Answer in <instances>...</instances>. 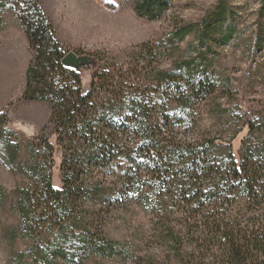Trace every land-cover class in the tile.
<instances>
[{
	"label": "trees",
	"instance_id": "trees-1",
	"mask_svg": "<svg viewBox=\"0 0 264 264\" xmlns=\"http://www.w3.org/2000/svg\"><path fill=\"white\" fill-rule=\"evenodd\" d=\"M132 2L134 14L149 21L163 18L174 4ZM7 7L20 20L31 55L19 99L50 104L48 122L63 152L59 189L51 182L52 144L30 141L22 167L20 144L5 126L6 112H0V159L34 183L14 191L21 223L12 239L34 242L20 261L25 255L34 264L77 261L85 253L112 256L116 242L100 228L92 232L91 218L100 213L85 205L129 202L147 213L151 237L173 264H264V145L243 142L236 160L229 142L200 133L197 103L216 85L202 61L182 59L172 70L152 61L109 63L82 91L78 71L61 62L69 51L39 1L0 0V12ZM223 11L219 5L199 24L176 23L168 43L188 35L203 43L220 30ZM2 24L0 17V30ZM255 29L254 42L264 48L261 24ZM233 32L227 25L216 40L228 42ZM96 175L90 186L88 179ZM110 178L114 183L107 187ZM143 264H155V258Z\"/></svg>",
	"mask_w": 264,
	"mask_h": 264
},
{
	"label": "rangeland",
	"instance_id": "rangeland-1",
	"mask_svg": "<svg viewBox=\"0 0 264 264\" xmlns=\"http://www.w3.org/2000/svg\"><path fill=\"white\" fill-rule=\"evenodd\" d=\"M38 1L63 48L88 57L85 65L77 67L82 91L89 88L92 74L109 63L133 66L152 61V66L158 69L172 70L182 59L201 60L204 74L212 76L216 85L208 98L197 103L200 133L215 136L220 144L229 142L236 160L243 142L264 145V48L254 42L257 25L261 24L264 30V9L259 11L262 0H174L163 18L150 21L134 14L132 0H86L94 11L88 25L84 22L86 17L79 18L71 11L69 0ZM219 5L224 6L220 30L224 32L227 25L234 29L228 42L216 40L220 32L216 27L214 36L203 43H199L194 35L168 43L176 23L199 24L203 18L214 15ZM100 14H108L114 20L132 19L137 24L125 29L121 23L102 21ZM0 17L3 21L0 30V112H6L5 126L20 144L18 160L22 167L29 160L30 141L37 144L47 139L52 144L51 182L60 189L63 184L59 166L63 152L53 126L48 122L50 104L19 99L31 56L26 35L12 9L1 10ZM96 179L97 175L89 178V185L92 186ZM105 181L107 187L114 183L112 178ZM33 184L25 173L11 170L0 159V264H34L28 255L21 261L19 257L33 245V240L20 236L12 239L14 230L21 223L14 191L31 188ZM85 208L100 213L91 218L94 225L91 230L96 232L100 228L107 240L116 242L117 252L109 257L85 253L77 261L57 260L58 264H143L148 257H154L155 264H173L151 237L149 217L143 209L129 202L105 207L100 202L87 203ZM81 230L77 227L75 232L79 234ZM52 237L44 235L42 239L51 240Z\"/></svg>",
	"mask_w": 264,
	"mask_h": 264
},
{
	"label": "bare ground",
	"instance_id": "bare-ground-1",
	"mask_svg": "<svg viewBox=\"0 0 264 264\" xmlns=\"http://www.w3.org/2000/svg\"><path fill=\"white\" fill-rule=\"evenodd\" d=\"M68 6L71 8L72 7V12H75V15L79 16V18L86 17L85 23L86 25L89 24V21L92 19V14L94 13L93 8L87 4L86 0H69ZM98 12V11H96ZM96 14V13H95ZM100 18H102V21L105 20H110L111 22L115 21L118 22L119 24L121 23V27L125 29L129 28H134L136 26V21H133L132 19H124V18H114L112 19L111 16H108V14H100Z\"/></svg>",
	"mask_w": 264,
	"mask_h": 264
},
{
	"label": "water",
	"instance_id": "water-1",
	"mask_svg": "<svg viewBox=\"0 0 264 264\" xmlns=\"http://www.w3.org/2000/svg\"><path fill=\"white\" fill-rule=\"evenodd\" d=\"M88 57L84 55H76L74 52L69 51L62 58V63L67 66H71L77 70V67L85 65L87 63Z\"/></svg>",
	"mask_w": 264,
	"mask_h": 264
}]
</instances>
